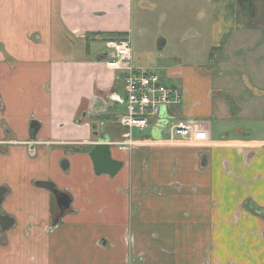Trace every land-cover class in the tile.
Segmentation results:
<instances>
[{
    "label": "crops",
    "instance_id": "1",
    "mask_svg": "<svg viewBox=\"0 0 264 264\" xmlns=\"http://www.w3.org/2000/svg\"><path fill=\"white\" fill-rule=\"evenodd\" d=\"M259 1L140 0L176 20L183 49L157 71L208 141L157 144L159 122L123 151L125 76L100 56L131 38L135 0H0V264H264ZM100 141L113 177L95 173ZM42 183L71 200L63 221Z\"/></svg>",
    "mask_w": 264,
    "mask_h": 264
},
{
    "label": "built area",
    "instance_id": "2",
    "mask_svg": "<svg viewBox=\"0 0 264 264\" xmlns=\"http://www.w3.org/2000/svg\"><path fill=\"white\" fill-rule=\"evenodd\" d=\"M106 48L110 58L107 63L123 71L125 76V114L118 121L126 132L123 142L117 145L120 150L132 151L140 145L155 144L137 140L135 135L143 136L159 122H165L164 133L167 139L157 144L196 147L208 141L205 131L172 116L173 108L183 103L181 90L165 82L157 73L134 66L130 38L108 40Z\"/></svg>",
    "mask_w": 264,
    "mask_h": 264
},
{
    "label": "rangeland",
    "instance_id": "3",
    "mask_svg": "<svg viewBox=\"0 0 264 264\" xmlns=\"http://www.w3.org/2000/svg\"><path fill=\"white\" fill-rule=\"evenodd\" d=\"M257 10L258 13L264 17V0L259 1ZM160 12V10L152 9L151 6L149 4H146L145 2L135 0L133 30L130 38V41L132 43V56L134 66L136 68H141L142 66L147 67L151 70L155 69L156 72L159 73L158 75H160V71H157V69H159V67L163 68L165 66H170V64H172V62L170 61L171 56L173 57L174 55H177L178 50L183 49V46L174 39V36H171L167 32V30L169 29L168 24L170 23V21L175 22L176 20L167 19L170 13L168 14L166 12L170 11L161 12L162 15L164 14L166 16V23L163 24V19L160 15ZM160 34H162L161 36L167 38L168 40L167 49L163 53H158L155 48V44L160 38ZM101 48H104L102 44ZM137 57L142 58L139 63L137 62ZM219 60L220 55L218 62ZM164 81L168 83L167 80ZM64 218L65 216L61 215L59 221H63Z\"/></svg>",
    "mask_w": 264,
    "mask_h": 264
},
{
    "label": "water",
    "instance_id": "4",
    "mask_svg": "<svg viewBox=\"0 0 264 264\" xmlns=\"http://www.w3.org/2000/svg\"><path fill=\"white\" fill-rule=\"evenodd\" d=\"M165 118V112L163 113ZM92 129L94 131V135H98V126L96 124L92 125ZM32 136V139H34ZM109 145L105 144V142L100 141L94 148V150L90 154V158L94 164V170L96 175L106 174L111 177L115 176L121 169V164L112 160L111 153L109 149ZM42 188H45L53 193L56 198L57 205L60 210V216L64 214V212L69 209L71 206V200L68 198L67 195L57 192L55 189L52 188L51 185L47 183L41 184ZM2 197V196H1ZM2 198L0 199V203ZM3 230V229H1ZM3 232V231H2Z\"/></svg>",
    "mask_w": 264,
    "mask_h": 264
},
{
    "label": "trees",
    "instance_id": "5",
    "mask_svg": "<svg viewBox=\"0 0 264 264\" xmlns=\"http://www.w3.org/2000/svg\"><path fill=\"white\" fill-rule=\"evenodd\" d=\"M108 36V38H110V37H113V36H116V37H123V34H115V35H107ZM102 59H103V61H105V62H107V61H110V58H109V55H102V56H100Z\"/></svg>",
    "mask_w": 264,
    "mask_h": 264
}]
</instances>
